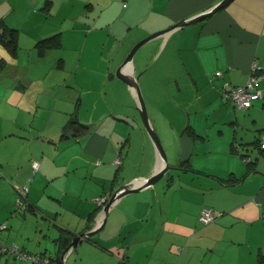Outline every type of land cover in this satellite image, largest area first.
Returning a JSON list of instances; mask_svg holds the SVG:
<instances>
[{
    "label": "crops",
    "instance_id": "crops-1",
    "mask_svg": "<svg viewBox=\"0 0 264 264\" xmlns=\"http://www.w3.org/2000/svg\"><path fill=\"white\" fill-rule=\"evenodd\" d=\"M220 1L0 0V21L19 31L17 57L0 43V60L6 63L0 77L11 70L14 81L29 82L21 99L13 95L21 84L8 89V99L16 100L20 116L27 120H16L24 127L2 136L0 195L3 180L28 185L26 209L41 213L58 230L49 234L55 245L52 250L33 251L25 245L18 247L21 252L41 254L54 263L59 258L60 264V235L76 236L99 226L103 198L133 179L141 182L161 167L157 148L135 109L109 110L111 103L108 107L100 97L88 99L81 93L74 102L71 93L61 97L50 88L32 104L31 87L37 84L35 88L41 90L47 84L24 73L29 69L26 65L59 54L60 66L66 67L78 54V66L83 67L92 53L103 61L104 82L119 86L124 92L119 97L127 103L136 100L137 106L135 89L117 83L121 79L114 72L131 49ZM56 32L62 33L61 47L39 55L36 42ZM147 48L153 52V63L134 58L122 71L129 76L140 74L145 95L149 94L146 82L154 81V97L160 101L148 109L151 125L156 133L177 135L176 149L166 153L171 166L166 174L170 175L163 185L156 183L119 198L102 228H109L111 236L88 240L105 253L101 264H258V254L264 253V162L259 168L264 155L254 142L264 129V0H233L202 21L153 38ZM26 53L28 63L21 59ZM254 63L262 76L257 84L262 97L248 109L238 108L223 96V88L227 83L245 85ZM57 84L60 81L52 86ZM42 117L46 121L33 129L34 118ZM73 117L82 127L65 129ZM136 139L142 147L133 149ZM242 154L256 162L254 170L248 169ZM35 161L39 162L36 171ZM132 173L135 176L128 180ZM10 191L4 203L7 212L17 204V191ZM204 209L222 214L203 225L199 217ZM166 240L167 250L155 260L133 253L134 245L143 241L145 246L153 243L155 253ZM12 264L35 263L15 255Z\"/></svg>",
    "mask_w": 264,
    "mask_h": 264
},
{
    "label": "rangeland",
    "instance_id": "rangeland-1",
    "mask_svg": "<svg viewBox=\"0 0 264 264\" xmlns=\"http://www.w3.org/2000/svg\"><path fill=\"white\" fill-rule=\"evenodd\" d=\"M84 38V37H83ZM142 41V40H141ZM152 41V40H150ZM149 42L142 45L136 52L134 58L137 61L140 57H142L144 60L146 59V63L150 64L155 61V59L152 58V51H147V47L149 45ZM78 42V41H77ZM138 44V43H137ZM136 44V45H137ZM148 44V45H147ZM146 45V46H145ZM135 47V46H134ZM133 49V48H132ZM131 49V51H132ZM130 51V52H131ZM139 51V52H138ZM87 50L85 54H87ZM102 55V54H101ZM33 56V54H32ZM78 54L76 55V58L74 61L68 60L66 63V67H61V63L59 62V54L56 55L55 59H53L50 56H45L42 58L43 62L39 64L36 63L34 60L31 61V64H27L26 66L29 67V69L25 70L24 73H28L29 77L31 76L33 79H40L41 81H44L47 86L41 90L35 88L37 86H32L31 91L28 93H31L30 99H32V104H36V97L41 93V91H45L48 88L54 90L52 93L54 94H61V97H64L68 95L69 93L72 94V97L74 99V102L77 98H79L80 93L83 94V97H88V99H92L93 97L101 98L104 102V105H107L109 107V103L112 104V108H109V110H132L135 109V111L138 113L141 121L143 122L141 112L139 111V100H137V106H136V100L133 103H127V101L121 99L120 97L124 94L121 88L119 86H114L110 84H106L103 80V61L100 59L99 56H95L92 53L88 55V58L86 60V64L83 67L78 66L77 60H78ZM29 58L28 53L25 54V58L22 56L21 59H24L25 62ZM86 58V57H85ZM151 60V61H149ZM23 62V61H22ZM30 62V61H28ZM27 62V63H28ZM124 63V62H123ZM122 63V64H123ZM134 63V60H133ZM116 74V71H114ZM4 75L0 77V142L3 141L2 136L3 134L10 132L12 128L15 129H22L20 128L19 124H16V120H19V122L26 123L27 118H25L23 115L20 116L19 108L16 106L17 102L10 101L8 99V96L10 93L8 92V89L12 88L16 84L21 86H15L14 94H12L18 98L21 99L22 96L25 94V86H28L26 79L25 81H14L11 70H5ZM6 75V76H5ZM117 77V76H116ZM119 79V78H118ZM120 80V79H119ZM60 81V84L56 86H52V84L57 83ZM120 80V82L117 83H124V81ZM29 83V82H28ZM147 87H145V90L148 95L143 93V90L140 86L141 93L143 95V99L146 104L147 112L148 109L151 111L156 105L155 102H159L160 100L158 98H155V91L156 86H154V81H147L146 82ZM128 85V84H127ZM126 85V86H127ZM140 85V83H139ZM129 87V86H127ZM35 88V89H34ZM130 88V87H129ZM160 88V86L157 87V91ZM34 89V90H33ZM78 91H76V90ZM130 90V89H129ZM7 96V97H6ZM120 96V97H119ZM11 99V98H10ZM138 99V98H137ZM28 100V99H27ZM156 100V101H155ZM118 101L121 103L118 105ZM124 103V104H122ZM127 105V106H125ZM132 107V108H131ZM137 109V110H136ZM174 109V106H173ZM160 110V109H159ZM158 110V111H159ZM149 115V114H148ZM150 118V117H149ZM161 122H163V119H159ZM32 124L33 129H39L40 126L46 121L45 118H34ZM144 124V122H143ZM144 127L146 129V126L144 124ZM159 132L160 138L162 140V144L165 148L166 153L168 154V151H174L177 147V135L169 132L164 133V131H157ZM146 133L148 135L149 140L153 144L151 137L146 129ZM9 134V133H8ZM7 134V135H8ZM158 134V135H159ZM6 135V136H7ZM135 135V132H134ZM5 136V137H6ZM11 141H17V140H7V142ZM137 147H142V141L139 139L134 140V143L132 145V148L135 149ZM256 151V150H255ZM133 152V150H132ZM261 162H264V158H261L260 161V170H261ZM263 166V165H262ZM171 172H174L171 170ZM136 173V172H135ZM135 173H132L131 176H128V180L130 178H133L135 176ZM170 174H166L159 182L158 185H163L166 183V178ZM127 180V181H128ZM131 180V179H130ZM9 184L3 180L2 182V190L0 195V223L4 224L7 223V227L0 230V244H2L4 247L12 248L13 246H16L17 248H23V246L26 245V248H29L33 251L38 250H45L47 248L48 250H52V247L55 248L54 243L51 242V238H49V234L51 235V232L53 231L56 233L57 228L54 226V223L44 219L41 213H35L33 211H30L27 208V205L18 206L15 204L12 211H6V207L4 206V203H6L10 197V190L11 188L13 191H17V198L15 199V202H18L19 197L21 196L20 192H29V186L28 185H22L20 183L15 184V182L10 179H8ZM10 181H13L12 183ZM11 188H10V186ZM16 185V189L14 186ZM23 190V191H22ZM28 195V194H27ZM194 207V206H193ZM221 213V212H220ZM219 214V213H218ZM220 217V216H219ZM7 220V221H6ZM202 223V222H201ZM203 224V223H202ZM204 225V224H203ZM43 230V231H42ZM111 234V231L109 228L102 229L99 232L95 233L91 236V238H100L104 235L106 237H109ZM111 236V235H110ZM7 245L5 246L4 244ZM16 243V244H15ZM45 243H50L52 245L51 247H46ZM146 241L141 242L137 245H134L133 250H135L133 253H137V256H144L148 257L151 256L152 260H155L156 256L161 253L162 250L164 252L167 250V246L165 243L166 241H162V245L160 243L158 250H155V253H153V243L149 246L146 245ZM92 242H90L88 239L84 240L81 244L78 245L77 249L73 252H70L72 256L67 260L65 264H101V259L105 258V253L100 251L98 248L94 247ZM152 245V246H151ZM146 247V249H145ZM18 250L20 251V249ZM50 248V249H49ZM146 250V251H145ZM182 248L179 247L178 251L181 252ZM202 250H199L198 253H200ZM48 252V251H47ZM28 254V253H27ZM49 254V253H48ZM70 254V255H71ZM0 255L2 257V263L4 264V260L8 257H12L10 264L13 263V259L15 257V253H12L10 251H5L1 245H0ZM30 255V254H28ZM17 256V255H16ZM34 256V255H33ZM20 258V256H19ZM27 261H31L33 263L34 261L26 258ZM155 261H152L151 264H154Z\"/></svg>",
    "mask_w": 264,
    "mask_h": 264
},
{
    "label": "water",
    "instance_id": "water-1",
    "mask_svg": "<svg viewBox=\"0 0 264 264\" xmlns=\"http://www.w3.org/2000/svg\"><path fill=\"white\" fill-rule=\"evenodd\" d=\"M232 1L233 0H222L217 5L211 7L210 9H208V10H206V11H204L198 15H194L193 17H191L189 19L182 20V21L174 24L173 26L169 27L168 29L162 30V31L150 36V37L143 39L137 45H135V47H133L132 51L129 53V55L125 59L124 63L117 70V72H116L117 76L122 81H124L129 86H131L133 89H135V92H136L138 100H139L138 109L141 112V116H142L143 122L146 126V129H147L148 133L150 134V136H151V138H152V140H153V142L157 148V151L159 153L161 167L155 173H153L150 177H146L145 179H142L141 182L137 185L131 184L132 181H130V182L122 185L118 189H116L114 191V193L111 195L110 199L106 202V204L103 208L104 217L102 219L101 224L99 226H97L96 228L92 229L91 231H86V232H83L79 235H76L73 238V240L70 242V244L67 246V248L64 249V251L62 252V255L60 257V264H65V257L72 251V249L76 248L79 243H81L84 239H87V238L91 237L92 235H94L95 233L99 232L104 227V225L107 222V219L109 216V211H110L111 207L114 205V203L119 198H121L122 196H124L126 194L139 192L144 188L154 186L156 183H158L165 176V174L171 168V166L169 165V161H168V157H167V154L165 152V149H164L155 129L152 127L151 122H150V118H149V115L147 112L146 104H145V101L143 99V95L141 93L140 85H139V81H138L140 78V74H138V75L134 74L132 76L126 75L122 71V68L129 65V64H133L134 56H135L137 50L142 45L149 42L153 38L167 34L176 28L187 26L189 24H193V23H197L199 21H202V20L206 19L207 17H210L214 13L220 11L221 9L225 8Z\"/></svg>",
    "mask_w": 264,
    "mask_h": 264
},
{
    "label": "built area",
    "instance_id": "built-area-1",
    "mask_svg": "<svg viewBox=\"0 0 264 264\" xmlns=\"http://www.w3.org/2000/svg\"><path fill=\"white\" fill-rule=\"evenodd\" d=\"M126 3L124 6L126 7ZM258 67L257 64L254 63L252 66V73L245 85L242 86H235L230 83H227L222 91V94L225 98H228L234 106L238 108L248 109L250 108L253 103L262 97L261 91L257 89V84L259 82V79L262 77L261 74H258ZM221 75V73H219ZM260 143L262 144L264 148V132L260 133ZM120 160L117 159L116 164H119ZM39 168V162L35 161L33 163V169L36 171ZM140 182L139 179H133L131 184L137 185V183ZM23 191V190H22ZM28 193V191L26 192ZM21 196L18 199L17 204H23L24 199L26 198L27 194L25 192H20ZM111 195L108 197H105L101 200V205L106 204V202L110 199ZM222 213H217L211 209H204L202 213L200 214V221L203 224H209L213 221H215L219 216H221ZM7 227V223L1 224L0 223V230ZM1 247L5 251H10L12 253H15L17 256H22L24 258H28L33 260L37 264H52V261L49 257H46L44 255H27L21 251L18 250L16 246H13L12 248L4 247L2 244H0Z\"/></svg>",
    "mask_w": 264,
    "mask_h": 264
},
{
    "label": "trees",
    "instance_id": "trees-1",
    "mask_svg": "<svg viewBox=\"0 0 264 264\" xmlns=\"http://www.w3.org/2000/svg\"><path fill=\"white\" fill-rule=\"evenodd\" d=\"M47 4H50V2L47 1ZM18 32L19 31L17 28L9 27L4 23L3 20L0 21V43L7 49V51L13 57L18 56V49H19ZM61 45H62V33L56 32V33H53L47 37H44V38L38 40L35 44V48L37 49L38 54L42 56L45 54V52L47 50L53 49V48H59V47H61ZM5 64H6L5 60L1 59L0 60V69L3 68L5 66ZM76 126L82 127V124L79 123L73 117L69 120V122L65 126V129H72V128L74 129V128H76ZM191 132L194 135L193 130H191ZM261 132H264V129L261 130L260 133ZM260 133H259V136L257 137V139L255 140L254 145L259 149L260 153L264 155V148H263L262 144L260 143ZM242 157L243 158L245 157L244 160L247 163L248 169L254 170L256 162L253 161L248 156L246 157V155H244V154H242ZM23 204H25V205L27 204V196L24 199ZM74 237H75V235H73V233L69 234V232L63 233L62 235L59 236L58 241L61 242L59 244L60 245V253H62V251L67 248V246L70 244V242L72 241V239ZM89 238H87V239H89ZM36 255H39V254H36ZM58 260H59V258L55 260L57 262H55V263L52 262V264H59ZM35 264H37V263H35ZM258 264H264V253L258 254Z\"/></svg>",
    "mask_w": 264,
    "mask_h": 264
}]
</instances>
